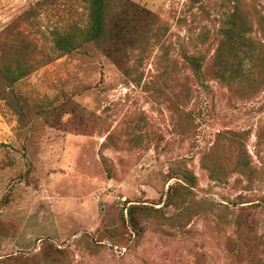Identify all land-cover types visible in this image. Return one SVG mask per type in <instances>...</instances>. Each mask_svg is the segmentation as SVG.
Segmentation results:
<instances>
[{"label":"rangeland","instance_id":"374dc122","mask_svg":"<svg viewBox=\"0 0 264 264\" xmlns=\"http://www.w3.org/2000/svg\"><path fill=\"white\" fill-rule=\"evenodd\" d=\"M132 1L170 30L142 65L131 54L126 76L93 44L54 50V31L88 25L85 0H0V37L9 33L12 56L26 45L18 56L33 69L0 88V264H251L249 250L264 259V91L247 99L208 67L234 0ZM241 10L264 26V0ZM66 98L94 115L83 132L69 114L51 125ZM229 131L244 142L252 183L234 174L218 184L203 164L215 156L234 169L237 145L218 140ZM186 169L197 188L183 209L166 206ZM131 205L150 208L140 238ZM238 220L252 227L238 234Z\"/></svg>","mask_w":264,"mask_h":264},{"label":"trees","instance_id":"16d2710c","mask_svg":"<svg viewBox=\"0 0 264 264\" xmlns=\"http://www.w3.org/2000/svg\"><path fill=\"white\" fill-rule=\"evenodd\" d=\"M85 1L89 5V21L85 28L72 25L63 32L54 31V50L60 56L71 54L93 44L118 70L130 76L136 70L131 65V54L137 53L136 64L142 65L152 49L162 44L169 34V27L158 14L132 0ZM234 2V10L217 31L214 44L209 49V53L212 49L214 53L208 67H211L210 71L215 79L231 89L245 90L243 96L249 99L264 91V26L251 25L241 10L243 0H234ZM4 34L0 37V88L12 87L33 71L27 59H21L18 56L19 53L20 55L24 52L28 53L29 48L24 45L16 52L17 56H12L16 49H11L10 45L7 46L6 40L10 38V35ZM193 64L202 69L200 58L194 57ZM61 110V115L56 122L53 121L55 120L53 115L49 116L51 125L60 126L62 116L69 114L70 122L67 123L73 126L72 132L86 130L87 117H94L71 98H66L64 108ZM75 118L79 120L78 123H74ZM237 135L229 131L220 134L218 139L219 142L227 139L232 145H237L232 171L228 163L219 161L218 157L212 156L209 165H206L207 159H203L204 166L210 172L211 180L218 184L226 183L234 174L246 177L250 183L253 182L255 168L243 140ZM230 153L232 154V150ZM177 179L178 182L169 188L165 205L183 209L187 196L192 195L197 188V177L194 172L186 169ZM127 210V221L132 235L140 238L144 231L142 217L148 214L147 211L150 208L131 205ZM153 210L161 212L159 209ZM122 218L126 221L124 213ZM252 223L242 224L241 220L236 221L237 233L241 234L244 226L250 225L251 228ZM21 258L24 257L21 256ZM245 261L251 264H264V259L254 255L251 250L245 257Z\"/></svg>","mask_w":264,"mask_h":264}]
</instances>
